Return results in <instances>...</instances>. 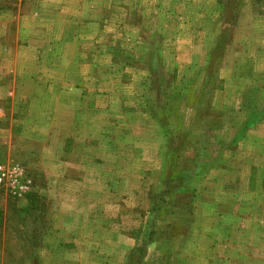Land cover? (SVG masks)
I'll return each mask as SVG.
<instances>
[{"label": "rangeland", "instance_id": "obj_1", "mask_svg": "<svg viewBox=\"0 0 264 264\" xmlns=\"http://www.w3.org/2000/svg\"><path fill=\"white\" fill-rule=\"evenodd\" d=\"M25 1L0 0L7 29L10 12H32L27 38L66 43L61 56L0 57V165L31 183L21 197L0 186V264H264V90L260 114L237 115L233 76L240 64V87L264 86V0H175L152 12L178 22L167 61L197 69L233 38L224 90L214 71L197 90L194 71L173 90L144 73L145 0L131 1L132 38L109 34L110 0ZM36 10L51 23L36 26ZM110 57L135 68L116 87L105 71L122 68L109 70ZM39 66L53 78L33 74Z\"/></svg>", "mask_w": 264, "mask_h": 264}, {"label": "crops", "instance_id": "obj_2", "mask_svg": "<svg viewBox=\"0 0 264 264\" xmlns=\"http://www.w3.org/2000/svg\"><path fill=\"white\" fill-rule=\"evenodd\" d=\"M32 5L41 4L40 6L43 8L46 5V0H27L25 2ZM127 2H124L123 5H121L120 0H110L109 1V8L111 9V17L108 18L106 21V24L108 26V31H110L111 36H115L118 38H132L131 35H129L130 30L129 27H132L131 25V13H132V0H125ZM175 0H145V3L143 7L140 10L141 18L138 20L140 23H147L145 24L146 28H149V32L147 34V37H138L140 42H137L138 46L140 43V46H144V48L147 49V51L144 52V48L140 49L141 51V57H140V62L145 65L144 73L146 74H158V76L162 80H167V85L166 89L168 90H173L175 82L177 81V78H179L183 73L185 72H191L194 71V73H197L199 75V79L197 80V84L194 85L190 89H201L203 88V85L207 84L208 80L207 78H210V73L211 72H218V76L220 73H222L223 66H224V59H225V54L227 55L228 48L233 44V38L231 37L229 41L224 45V52L222 53L221 56H217V54H214V52H209V54L204 57V62L203 60V65L199 66L197 69H192L194 62L189 63V64H184L181 65L176 61L175 58L170 56V61H167L168 59V54L166 53L165 49L168 47L167 45H172L174 46L177 42V33L180 32V29H177L178 22L173 19L169 18L167 14L165 13H158L155 17V19L150 21L153 13H156L158 10H160L164 5H171L174 3ZM19 6V3L17 4ZM37 16H39V19L37 17H34L33 19H37L36 22H39V24H36V26H40V28L46 27L48 24L51 22L46 20L45 14L43 15V10H41V13L38 15V10H36ZM40 11V10H39ZM169 11V9H168ZM10 17L13 18V26H9V30L7 29L9 20L7 14H4L3 18H0V57L2 56L3 58H20V57H25L27 59H39L42 57H49L50 52L53 50H58V55L61 56L60 54V48L63 46L66 42L65 40L63 41H53L50 40L49 42L42 40V37L39 39H35L31 41V39L27 38L25 32H22L21 30L27 26L29 23V18L31 15L30 14H22L20 16L19 11H15V16H12V12H10ZM198 14V13H196ZM187 17V20H192L193 19V14H191L189 11L185 14ZM133 16L134 13H133ZM122 18V19H119ZM4 19V20H3ZM207 17H203V21L198 19V17L195 19V22L198 23H206ZM239 21L235 22V26L239 25ZM99 24V22L97 23ZM152 26L155 27V29L152 28ZM224 29V28H223ZM8 30V33L6 31ZM119 31V33H115V31ZM223 31V30H222ZM221 31V32H222ZM10 32L12 35H10ZM103 33V32H102ZM41 34V33H40ZM8 36H13L8 38ZM100 37L99 35L96 36L97 42H100ZM76 39V38H75ZM68 40V39H67ZM235 40V39H234ZM68 41V42H73ZM35 43V46H34ZM58 44V48L54 47L55 45ZM218 44V40H216L215 43V48ZM139 46V48H140ZM113 50L112 48H109ZM218 50V48H217ZM57 52V51H56ZM111 54L113 53V57L115 56V51H111ZM118 54L123 55L122 57H128L130 55V51H125L123 49H118L117 50ZM172 57V59H171ZM127 60V59H126ZM135 62V61H134ZM169 62L171 64H169ZM166 63H168V66L166 67ZM114 66H120L122 70L119 71H105L106 74L111 75L115 77V79L110 80L113 85L116 87L114 84V81L118 82L119 78L116 77L119 75L121 72L125 69H132L133 68L130 65V61H123L121 60H112V57H110V63H109V70H112ZM195 67V66H194ZM147 68V69H146ZM191 68V69H190ZM240 64L237 65L235 72L233 73L235 82L237 84V89H236V96H238V102H236V105H239V107L236 109L237 115H242V117H256L258 114H260V102L261 99L257 98L259 97L258 95L260 92L264 90V86H260L259 84H256L255 86H250L246 89L245 87H240L238 82L243 81L244 78L241 76V70ZM49 74L50 78H53V72L51 68L44 67L37 69L33 74ZM127 74V73H124ZM173 75V77H171ZM240 77H242V80H238ZM49 78V77H48ZM220 78V76H219ZM222 85L219 87L220 90L225 89V84L226 80H223L220 78ZM231 81V80H229ZM234 81V80H233ZM101 82V81H99ZM112 85V86H113ZM130 85L129 83L126 84V86ZM125 86V87H126ZM211 86L214 87V83H211ZM123 89H127V88ZM213 87H209V89H212ZM76 88V86H75ZM157 89V87H155ZM160 88V86H159ZM177 88V85H176ZM122 89V88H120ZM214 91V90H213ZM257 98V99H256ZM247 110H250V115H248ZM220 117V116H219ZM254 123L251 125L244 123L242 129L244 131L248 130L250 126H252Z\"/></svg>", "mask_w": 264, "mask_h": 264}, {"label": "built area", "instance_id": "obj_3", "mask_svg": "<svg viewBox=\"0 0 264 264\" xmlns=\"http://www.w3.org/2000/svg\"><path fill=\"white\" fill-rule=\"evenodd\" d=\"M30 180L24 179L23 171L14 165L4 167L0 165V186L12 195L21 197L30 187Z\"/></svg>", "mask_w": 264, "mask_h": 264}, {"label": "trees", "instance_id": "obj_4", "mask_svg": "<svg viewBox=\"0 0 264 264\" xmlns=\"http://www.w3.org/2000/svg\"><path fill=\"white\" fill-rule=\"evenodd\" d=\"M150 76H151V77H154L155 74H150ZM171 77H173V75H172ZM166 85H167V82H166ZM155 87H157V89L159 90V86H158V85H156ZM163 89L165 90L166 87H164ZM165 106H167V105H165ZM165 106H164V108H165ZM176 168H177V167H176ZM176 168H174V167L171 166L172 175H173V173H175V175L169 179L170 181H171V180L174 181V179H176V178L178 177V174L181 173V171H179V170L176 169ZM189 206H191V205L189 204ZM190 208H191V207H190Z\"/></svg>", "mask_w": 264, "mask_h": 264}]
</instances>
